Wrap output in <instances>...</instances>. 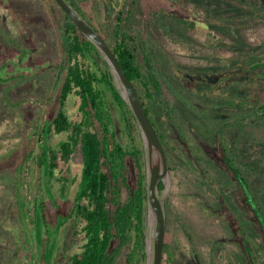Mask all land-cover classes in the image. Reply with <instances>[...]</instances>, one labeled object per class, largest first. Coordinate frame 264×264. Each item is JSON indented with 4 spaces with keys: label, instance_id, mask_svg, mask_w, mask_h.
Masks as SVG:
<instances>
[{
    "label": "rangeland",
    "instance_id": "1",
    "mask_svg": "<svg viewBox=\"0 0 264 264\" xmlns=\"http://www.w3.org/2000/svg\"><path fill=\"white\" fill-rule=\"evenodd\" d=\"M51 1L46 6L49 20H57L62 12ZM215 1L209 15L205 8L201 13L172 0H87L83 8L98 26L111 27L124 4L129 5L137 23L134 34L139 32L167 78L163 98L176 107L178 128L162 113L158 118L174 160L164 200V207L166 202L170 206L164 242L175 264H248L238 245L241 230L246 231L254 262L264 264V237L252 224L238 183L223 165L217 133L219 123L234 124L221 135L230 147L242 149L238 160L253 165L248 174L250 197L259 202L264 217V126L257 128L249 124L251 117H243L264 101V79L256 76L264 74V15L248 17L238 0ZM49 32L26 0H0V264H37L32 255L38 250L36 229L41 223L35 226L30 212L19 219L12 186L19 189L21 182L12 176L31 138L29 124H42L56 111L54 98L39 114L32 100L42 91L43 71L51 66ZM252 49L257 54L253 62L238 57ZM256 63L248 75L247 69ZM27 96L29 101H22ZM230 102L236 107H228ZM59 142L51 144L57 147ZM70 166L72 176L78 175L80 155ZM75 189L66 199L45 204L48 227L40 235L51 249L50 264H67L82 245L80 236L73 239L75 224L67 218ZM19 205L24 207L20 200ZM167 260L164 251L162 264H171ZM117 264H125L123 255Z\"/></svg>",
    "mask_w": 264,
    "mask_h": 264
},
{
    "label": "trees",
    "instance_id": "2",
    "mask_svg": "<svg viewBox=\"0 0 264 264\" xmlns=\"http://www.w3.org/2000/svg\"><path fill=\"white\" fill-rule=\"evenodd\" d=\"M26 1L51 31L47 34L51 66L42 73L40 86L41 93L45 91V96L39 92L32 97L36 106L35 112L43 113L46 109L42 111L41 107H49L53 98L56 101L53 116L48 117L42 124L37 120L29 124L31 138L27 139L29 144L24 147L22 158L15 166L12 176V179L21 182L19 189L12 186L19 219L24 215L29 217L30 212L35 226L41 223L36 229L39 235L38 250H33L32 260L37 264H50L51 249L46 245L47 242L43 243L40 235L42 229L48 227L45 204H54L56 199H66L71 188L75 187L72 208L67 218L72 219L75 224L73 239L77 240L80 236L82 245L78 252L70 256L67 264H117L122 255L125 264H142L146 259V159L135 118L117 91L106 61L64 12L60 9L62 16L57 20H49L46 6L48 7L51 0ZM66 1L103 36L135 86L145 113L165 150L168 170L171 171L170 163L174 160L170 155L169 141L162 131L163 123L158 117L163 114L178 128V111L163 98L164 87L168 86L164 72L156 67L144 40L139 38V32L134 34L137 24L134 10L124 4L114 25L102 27L85 15L83 3L87 0ZM172 1L187 9L190 5L193 10L201 11L205 8L208 15L212 13L211 4L216 2ZM235 2L245 5L250 14L248 17L254 14L257 17L264 15V2L261 0ZM154 15L158 24L163 21L161 16L157 17L156 12ZM51 24H54L53 29ZM162 29L166 32V26ZM238 55L243 60L252 62L257 59L255 49L248 54ZM258 65L256 63L249 67L248 75L251 76L253 68ZM256 76L264 79V74ZM30 98L24 97L22 101H29ZM228 107L235 108L236 104L230 102ZM243 117H251L250 125L257 128L264 126V101L256 103L253 113L243 114ZM218 125L221 126L216 132L219 134L223 165L231 174V179L238 183L248 210L253 215L252 224L264 237V217L259 202L255 203L250 197L248 174L251 175L253 165L238 160L243 157L242 149L237 145L230 147L221 135L224 133L223 129H231L234 124L229 123L228 126L221 122ZM58 138L60 142L54 147L51 142ZM78 155L81 157V168L78 175L72 176L70 165ZM195 157L199 159L198 156ZM163 189V183L159 182L160 194ZM18 200L23 208L18 206ZM169 207L166 202V223ZM241 232L242 234L237 232V239L245 253L244 259L248 264H256L246 240V231ZM164 251L167 261L175 264L165 242Z\"/></svg>",
    "mask_w": 264,
    "mask_h": 264
},
{
    "label": "water",
    "instance_id": "3",
    "mask_svg": "<svg viewBox=\"0 0 264 264\" xmlns=\"http://www.w3.org/2000/svg\"><path fill=\"white\" fill-rule=\"evenodd\" d=\"M84 37L93 44L107 65L114 85L135 118L146 159L147 215L145 232V264H162L165 240L164 200L171 186L167 157L157 132L145 113L135 86L127 77L103 36L66 0H54ZM163 191H158V183Z\"/></svg>",
    "mask_w": 264,
    "mask_h": 264
},
{
    "label": "flooded vegetation",
    "instance_id": "4",
    "mask_svg": "<svg viewBox=\"0 0 264 264\" xmlns=\"http://www.w3.org/2000/svg\"><path fill=\"white\" fill-rule=\"evenodd\" d=\"M146 260V259H145Z\"/></svg>",
    "mask_w": 264,
    "mask_h": 264
}]
</instances>
